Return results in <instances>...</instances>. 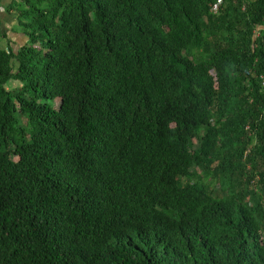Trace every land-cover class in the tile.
<instances>
[{
    "label": "trees",
    "instance_id": "16d2710c",
    "mask_svg": "<svg viewBox=\"0 0 264 264\" xmlns=\"http://www.w3.org/2000/svg\"><path fill=\"white\" fill-rule=\"evenodd\" d=\"M217 1L6 6L0 264H264V0Z\"/></svg>",
    "mask_w": 264,
    "mask_h": 264
},
{
    "label": "crops",
    "instance_id": "0c3cea01",
    "mask_svg": "<svg viewBox=\"0 0 264 264\" xmlns=\"http://www.w3.org/2000/svg\"><path fill=\"white\" fill-rule=\"evenodd\" d=\"M11 2V0H0V9L2 10V13L3 14H1L0 16L1 17H3V18H1V21H2V28H3V30H5L6 31V33H7V35H8V39L11 41V42H24V40H25V38H24V35H22V33H20L19 35L18 34H16V33H18V32H15L14 30H13V28H14V26L16 25V21H14V24H9V25H7V23H9V22H7L6 24H5V20H6V18L9 16L8 14H5V13H7L6 11H5V8H6V6L9 4ZM4 15V16H3ZM4 19V20H3ZM12 34H14V35H12ZM3 42H7V40L6 39H3Z\"/></svg>",
    "mask_w": 264,
    "mask_h": 264
},
{
    "label": "rangeland",
    "instance_id": "374dc122",
    "mask_svg": "<svg viewBox=\"0 0 264 264\" xmlns=\"http://www.w3.org/2000/svg\"><path fill=\"white\" fill-rule=\"evenodd\" d=\"M1 14H3L2 13V10L0 9V15ZM5 14H7V13H5ZM4 16V15H3ZM1 18H3V17H1ZM4 20V19H3ZM14 21H15V19H14V17H12V16H8L7 18H6V20H5V24L7 23V22H9V23H7V25H9V24H14ZM13 30L15 31V32H18V33H16V34H20L21 32H19V31H21L20 29H19V27H17L16 25L14 26V28H13ZM255 34H257V32H255ZM12 35H14V34H12ZM6 42H2V45H4ZM17 45H19L21 42H15ZM15 45V44H14ZM14 47H16V45L14 46ZM18 86V84H17V82H10V83H8V85H7V88L9 89H11V88H15V87H17ZM57 105V102H55V106Z\"/></svg>",
    "mask_w": 264,
    "mask_h": 264
},
{
    "label": "built area",
    "instance_id": "2783aa9c",
    "mask_svg": "<svg viewBox=\"0 0 264 264\" xmlns=\"http://www.w3.org/2000/svg\"><path fill=\"white\" fill-rule=\"evenodd\" d=\"M218 4H219V0L217 1V3H216L215 5H213V6L210 8V11L213 12V13H215ZM261 86L264 88V78H263L262 81H261Z\"/></svg>",
    "mask_w": 264,
    "mask_h": 264
}]
</instances>
